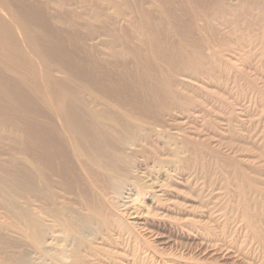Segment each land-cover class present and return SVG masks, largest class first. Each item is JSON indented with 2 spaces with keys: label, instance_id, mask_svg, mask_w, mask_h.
I'll list each match as a JSON object with an SVG mask.
<instances>
[{
  "label": "rangeland",
  "instance_id": "rangeland-1",
  "mask_svg": "<svg viewBox=\"0 0 264 264\" xmlns=\"http://www.w3.org/2000/svg\"><path fill=\"white\" fill-rule=\"evenodd\" d=\"M126 141L151 152L123 198L125 185L100 191L74 152L112 160ZM211 149L258 175L227 180ZM263 165L264 0H0V264H264ZM43 184L56 199L38 196ZM25 199L38 220L63 222L30 239ZM156 217L166 227H150ZM180 218L196 245L169 229ZM47 231L60 255L36 244Z\"/></svg>",
  "mask_w": 264,
  "mask_h": 264
},
{
  "label": "bare ground",
  "instance_id": "bare-ground-1",
  "mask_svg": "<svg viewBox=\"0 0 264 264\" xmlns=\"http://www.w3.org/2000/svg\"><path fill=\"white\" fill-rule=\"evenodd\" d=\"M60 105V104H59ZM59 105H56V106H59ZM63 109V108H62ZM60 110V109H59ZM62 112V111H61ZM62 114V113H61ZM109 117V116H108ZM107 117V118H108ZM95 118V117H94ZM96 120H98L97 118H95ZM102 119V118H101ZM100 119V120H101ZM111 120V119H109ZM94 122V121H93ZM102 122V120H101ZM105 123V122H104ZM116 123V122H115ZM51 124V123H50ZM103 124V123H101ZM94 126V125H93ZM126 128V127H125ZM92 131V130H91ZM109 131V129H108ZM123 131H129L131 133H134V131H132V129L130 130L129 128H126L124 129ZM128 132V133H129ZM141 132V131H140ZM139 132V133H140ZM110 134V133H109ZM125 134V133H124ZM67 135V134H66ZM118 135V134H117ZM135 135V134H133ZM119 136V135H118ZM134 137V136H133ZM216 137V136H215ZM125 140V139H124ZM131 140V139H130ZM129 140V142H130ZM122 141V140H121ZM216 141V140H215ZM120 142V141H118ZM125 142V141H124ZM127 142V141H126ZM127 142V144H123L121 148V150H119L118 153H116L115 157L112 159V160H106V159H101V158H97L96 154L94 152L92 153H88L86 151H83V149H77L76 148V152H74V163H75V166L79 167L80 169H83V174H86L88 176H95L96 177V184L98 185L99 187V190L100 191H104V190H107L108 188H110L113 184H115L116 188L120 186H124V189L123 190V198L127 197V195H129V193L132 191L131 190V186L132 182H133V179L136 178V176L138 175V173L140 172V170L142 171L143 169H147L148 167V159H149V153L148 152H151V151H147L146 149H143L144 147L140 146V147H133L131 145V143ZM70 143V142H69ZM87 143V142H86ZM122 143V142H121ZM134 144H137V143H134ZM116 145V143H115ZM74 146V145H73ZM136 146V145H135ZM121 147V146H119ZM88 148V147H87ZM100 148V147H99ZM146 148V147H145ZM212 148V147H211ZM74 149V148H72ZM108 149V148H107ZM148 149V148H147ZM207 149V148H206ZM210 149V148H209ZM214 149V148H213ZM221 149V148H220ZM220 149H215V151H211L210 152L211 154H213L214 156H216L218 153L222 154L224 151L220 150ZM224 150V149H223ZM90 151V150H89ZM114 151V150H113ZM147 151V152H146ZM154 151V150H153ZM226 151V150H225ZM232 151V149H231ZM73 152V151H72ZM227 152H230V151H227ZM209 153V152H207ZM231 153V152H230ZM107 154V153H106ZM152 154H154V152H152ZM156 154V152H155ZM154 154V155H155ZM221 154L220 155H217L219 156V158L216 156L215 160H214V163H215V168L217 169L216 171L220 172L221 175H224V177H226V174L229 175V178L228 179H235V178H238L240 175H238L237 173L240 172V174L243 173V175L241 176L242 178H238V180L241 182L242 180H247L248 183H250L251 181V177H247L245 176V173L248 172V170H254L253 168H256L255 165L254 166H249V164H245V162L243 163H240V162H236V163H233L234 161H227V160H224V159H221ZM114 155V154H112ZM111 155V156H112ZM153 155V156H154ZM212 155V156H213ZM231 155V154H230ZM139 156V157H138ZM226 156V155H225ZM232 156V155H231ZM248 156V155H247ZM129 157H133L134 160L133 161H129ZM141 157V158H140ZM233 159V158H232ZM151 161V160H150ZM102 162V163H101ZM104 162V163H103ZM255 164V163H254ZM101 166L103 167V170L101 169ZM264 166V165H263ZM93 167H96L95 168V172H93L92 168ZM259 168V167H258ZM257 168V169H258ZM262 168V167H261ZM47 168L44 169V171H42L43 175H44V180L47 181L48 183H51V181H49L50 177H49V174L45 171ZM257 169H255L257 171ZM42 170V169H41ZM39 170V171H41ZM254 170V172H255ZM261 170V169H260ZM258 170V172L260 171ZM37 173L39 172H34L33 170H27L26 174H25V179H26V183H27V189L29 190V192L31 191H34L35 192V188H36V175ZM78 173V172H77ZM257 173V172H255ZM79 174V173H78ZM96 174V175H95ZM254 174V173H253ZM261 174V173H260ZM248 175V174H247ZM258 175V173H257ZM84 176V175H83ZM238 176V177H237ZM79 177V176H78ZM246 177V178H245ZM80 178V177H79ZM82 178V177H81ZM84 178V177H83ZM221 178V177H220ZM255 178V176H254ZM252 178V179H254ZM142 179V178H141ZM218 179V178H217ZM225 179V178H224ZM260 179V178H259ZM122 180V181H121ZM220 180L222 179H219L218 181L220 182ZM176 181V180H174ZM214 181V180H213ZM217 181V180H216ZM236 181V180H235ZM234 183H237V181ZM94 182V181H93ZM122 182V184H121ZM178 182V181H176ZM245 182V181H244ZM255 182V181H254ZM91 183V182H90ZM120 183V184H119ZM134 183V182H133ZM148 183V182H147ZM175 182H173L174 184ZM224 183V182H222ZM228 183V182H227ZM248 183H240L241 186H242V191H243V194H249V196L251 195V185L250 187L249 186H246L245 184L248 185ZM261 183V182H260ZM53 184V183H51ZM177 184V183H175ZM179 184V182H178ZM181 184V183H180ZM238 184V185H240ZM60 186V185H59ZM175 186V185H174ZM236 186V184H235ZM55 187V186H54ZM97 187V188H98ZM223 187V186H222ZM47 188V186L45 184H43V186L40 188V192L38 193V196L41 197L42 199H44L45 201H47L49 198H54L53 196H45L47 194L44 193L45 189ZM52 188V187H51ZM96 188V189H97ZM122 188V187H121ZM176 188V187H175ZM235 188V187H234ZM237 188V186H236ZM57 189V187H56ZM240 189V188H238ZM137 190V189H136ZM237 190V189H236ZM49 190L47 189V192ZM120 191V189H119ZM118 191V192H119ZM144 191V190H143ZM161 190L159 189V192ZM167 191V190H166ZM171 191V190H169ZM245 191V192H244ZM155 192V191H154ZM176 192V191H175ZM163 193L166 195L167 193L163 191ZM162 193V194H163ZM170 193V192H169ZM121 194V192H120ZM161 194V193H160ZM163 194V195H164ZM175 194H178V193H175ZM126 195V196H125ZM153 195V194H152ZM156 195V194H155ZM164 195V196H165ZM157 196V195H156ZM176 196V195H174ZM178 196V195H177ZM182 196V195H181ZM249 196L246 198V196L244 197L243 195V198H244V201L243 203H241V215H243L242 219L244 218V220H246V223L251 226V228H256V219L254 218V216H252V211H250V208H251V201H250V198ZM159 197V196H158ZM157 197V198H158ZM162 197V196H161ZM185 197V196H184ZM165 198V197H164ZM168 198V197H167ZM56 199V198H54ZM155 199V198H154ZM254 199V198H253ZM25 202H26V207L24 209V214H25V217H26V224H27V229H28V237L32 240H35L37 241V238H38V235H37V227H41V228H44V226H47V222L50 221L49 223H58L61 219V215L60 214H55L53 219L50 220L53 216L54 213H51V211L49 212H44L46 215H45V221H42V220H38L36 216L32 215L33 213H35V211L37 210V208L35 206H33L27 199H25ZM63 202V201H62ZM62 202H60L59 200H55L54 202V207L53 209H51L52 211H55V212H58V210L62 208ZM164 202V201H163ZM179 202V201H178ZM182 202V201H181ZM186 202V201H185ZM187 203V202H186ZM216 204V203H214ZM255 204V202H254ZM257 204V203H256ZM156 205V204H155ZM164 205V204H163ZM183 205H186L187 207H189L187 204H182ZM158 206V205H157ZM181 206V207H182ZM186 206H184V208L180 211V209L178 208L179 212H180V215L181 217L183 215H185L188 210L186 208ZM255 206V205H254ZM156 207V206H155ZM158 208V207H157ZM177 208V207H176ZM175 208V209H176ZM162 209V208H161ZM170 209V208H169ZM42 210V208H41ZM168 210V209H167ZM177 210V209H176ZM251 210H253L251 208ZM137 211V210H136ZM160 211V209H159ZM162 211V210H161ZM135 211H132V213L129 212V214L132 215V219H134L135 221H137L136 219V214H134ZM138 212V211H137ZM164 212V211H163ZM166 212V211H165ZM202 212V211H201ZM197 213L196 215V220L199 222L201 221L202 217L206 216L203 212L201 213ZM160 213V212H159ZM255 213V212H253ZM163 214V213H161ZM179 214V213H178ZM207 214V213H206ZM130 215V216H131ZM211 215V214H210ZM76 216H74L72 220V223L76 220L75 218ZM138 217V216H137ZM167 217V216H166ZM208 217V216H206ZM220 217V216H219ZM157 218V217H156ZM164 217H159L157 218V220H154V219H151V220H148L149 222V226L151 227H156L158 226L159 228L162 226V227H166V224L164 222V220L162 219ZM183 218V217H182ZM180 218V220L178 221H175L176 225L175 226H169V229L172 230L173 232H176L180 237L184 238L185 241L187 243H189L191 245V243H194V241H197L198 239H200V236H197L198 233L196 234H193L192 233L190 235H185L184 232H179L178 230V227L181 226V228H183L185 225H188V219H182ZM210 218V216H209ZM213 218V217H212ZM139 219V218H138ZM147 219V218H146ZM165 219V218H164ZM167 219V218H166ZM165 219V220H166ZM170 219V218H169ZM193 219V218H192ZM200 219V220H199ZM217 219V218H216ZM70 220V221H71ZM144 220V219H143ZM168 220V219H167ZM166 220V221H167ZM172 220V219H171ZM259 220V219H258ZM62 221V220H61ZM170 221V220H169ZM168 221V223H169ZM191 221V220H190ZM63 222V221H62ZM61 222V223H62ZM147 222V221H146ZM60 223V222H59ZM60 223V224H61ZM135 223V222H134ZM171 223H173V221H171ZM174 223V224H175ZM193 223V220L192 222ZM49 224V225H50ZM143 224V223H142ZM170 224V223H169ZM194 224V223H193ZM38 225V226H37ZM55 225V224H54ZM179 225V226H178ZM53 226V224H52ZM167 226V227H168ZM177 226V227H176ZM235 226V225H234ZM51 227V226H50ZM46 228V227H45ZM157 228V227H156ZM162 229V228H161ZM168 229V230H169ZM47 230H50L49 228ZM56 230V229H55ZM185 230V229H184ZM3 231V230H2ZM165 231V230H164ZM183 231V230H182ZM190 231V230H189ZM5 232V230H4ZM7 233H5L4 235H6ZM168 234V233H167ZM8 235H11L12 234H8ZM60 235L57 233V236ZM155 235V234H154ZM157 235V234H156ZM200 235V234H199ZM53 232L51 231H47L46 233H44L43 235V238L40 239V242H36V244L38 243L39 245V248L42 250V251H45V252H50V251H55L57 252L58 255H60V251L62 250L63 251V246L64 244H62L64 240H61V238L57 237ZM158 236V235H157ZM178 236V237H179ZM1 237V236H0ZM4 237V236H3ZM165 237V236H164ZM159 238V237H158ZM170 238V237H169ZM63 239V237H62ZM65 239V238H64ZM66 241V240H65ZM207 241V240H206ZM201 242V240H200ZM197 242H195V245H196ZM10 244V243H9ZM12 244V243H11ZM206 244V243H205ZM202 245V244H201ZM199 246V245H198ZM207 246V245H206ZM65 247V246H64ZM63 248V249H62ZM66 248V247H65ZM204 248V247H203ZM208 248V247H207ZM206 248V249H207ZM198 250V249H197ZM66 251V249H65Z\"/></svg>",
  "mask_w": 264,
  "mask_h": 264
}]
</instances>
